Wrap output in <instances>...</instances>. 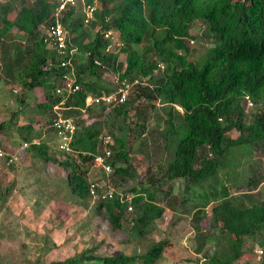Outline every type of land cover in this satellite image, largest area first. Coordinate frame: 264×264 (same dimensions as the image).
Wrapping results in <instances>:
<instances>
[{
	"label": "trees",
	"instance_id": "obj_1",
	"mask_svg": "<svg viewBox=\"0 0 264 264\" xmlns=\"http://www.w3.org/2000/svg\"><path fill=\"white\" fill-rule=\"evenodd\" d=\"M85 2L97 6L93 21H86L82 2L66 6L58 14L67 33L65 52L46 33L56 25L60 0L0 3V90L6 87L18 104L10 110V117L0 121V131L15 124L26 140L22 148L35 151L47 163L55 161L69 168L67 177L76 203L89 206L95 195H101L99 188L92 191V184L100 180L110 183L115 195L99 197L94 210L104 208L111 229L128 230L137 243L156 227L165 205L173 206L179 199L174 194L175 181L184 179V191L196 187V204L201 206L194 224L197 252L205 251L209 238L219 229L217 244L222 247L212 255L204 254L209 264H242V260L244 264H264V191L261 198L253 193L263 176L255 171L239 181L240 172L226 171L239 150L249 153L242 154L247 156L245 162L254 148L264 152V0ZM88 25L96 29L93 37ZM198 25L211 44L194 61L190 42L199 37ZM109 30L118 31L121 42L111 51L107 50L112 43L106 36ZM111 73L114 80L106 77ZM67 76L74 78L78 90L69 91ZM123 82L129 83L123 103L87 102L89 96L119 92ZM29 98L36 104L31 111L26 109ZM63 101L62 108L56 109ZM159 105H163V114L157 112ZM248 105L254 106L251 121L246 120ZM153 111L157 125L148 133ZM21 113L30 122H15ZM59 113L73 118L77 126L69 149L61 147L53 125ZM47 129L50 133L43 136ZM234 130L238 131L236 137ZM109 134L114 141L109 160L113 172L107 177L103 168L94 165V157ZM151 138L157 149L163 148L161 169L147 162L141 172L136 160H153V153L136 151L133 144L140 139L146 146ZM0 148L4 151L0 159L15 163L14 154ZM11 158L13 162H9ZM243 162L237 165L244 166ZM127 182L131 183L132 199L122 201L117 186ZM230 186L249 190L235 194ZM162 189L164 197L160 198ZM9 192L0 185V201ZM204 194L208 201H203ZM130 204L133 216H129ZM256 235L262 240V255L245 247L246 237ZM168 242L154 241L145 253L102 254L95 246L65 259L48 261L39 256L33 264H155ZM55 245L52 242L46 250Z\"/></svg>",
	"mask_w": 264,
	"mask_h": 264
},
{
	"label": "rangeland",
	"instance_id": "obj_2",
	"mask_svg": "<svg viewBox=\"0 0 264 264\" xmlns=\"http://www.w3.org/2000/svg\"><path fill=\"white\" fill-rule=\"evenodd\" d=\"M91 30L92 37L96 33V29ZM198 38L194 42H190L191 48L194 50L192 59L194 61L201 58L206 48L210 46V42L202 35V25L196 26ZM16 31V29H14ZM120 40L119 32L115 31L114 41ZM106 77L114 80V74H106ZM1 89V87H0ZM37 99L41 96L37 95ZM30 105L27 110H33L35 102L29 98ZM253 105L247 106V121L253 118ZM18 108V104L13 95L3 88L0 90V121L10 117L12 110ZM163 105H159L157 112L163 114ZM181 111L182 109L179 108ZM11 110V111H10ZM156 111H153L148 122L147 132L156 128ZM19 119L15 122L27 124L30 122L28 115L21 113ZM135 120V119H134ZM136 121V120H135ZM135 121L132 124H135ZM12 124V123H11ZM8 126L7 130L0 131V145L7 151L14 154V162L7 163L6 159H0V185L3 191L10 189L5 201H0V255L3 264H33L37 257L42 256L46 260L65 259L76 254L84 248L99 246V252L102 254H117L120 251L127 253L136 251L137 253H145L150 248L151 243L161 239H168V245L164 250V254L155 264H209V257L222 246H218L217 238L219 229L215 230L216 235L209 238V242L203 252H197L195 242V219L196 211L201 208L196 204L199 196L196 187L192 192H185L184 179H177L174 186V194L177 195L175 204L168 205L164 202L166 210L155 228H150L149 234L142 236L137 240L130 239L128 230L116 229L112 230L108 214L105 209L100 211L94 210V205L98 202L99 194L95 195L90 201L89 206L76 203V195L72 192L68 181L69 168L61 166L58 162H46L44 159L37 157V153L33 150L22 148V144L26 141L20 135V129L15 124ZM161 123L160 127L163 128ZM155 130V129H154ZM47 129L43 131V136L49 134ZM232 135L236 137L238 131L234 130ZM157 136V134H155ZM54 134L52 138H54ZM59 143V139L56 138ZM163 140V139H160ZM55 142V139L53 140ZM149 145L140 144V139L133 144L136 151L146 149L147 153H153V160L149 159L145 162L136 160V165L141 172L145 170L146 163L152 162L160 170L161 161H163V148L158 149L152 138ZM158 142V140L156 141ZM164 143V142H163ZM155 146V147H154ZM171 147V146H170ZM170 149H175V145ZM249 151V150H248ZM55 153V152H54ZM170 153V152H169ZM247 154L239 150L237 157L228 164V172L238 175L241 173L239 181L244 176L257 174L263 176L262 183L257 189L253 190L256 198H261L264 191V152H259L254 148L252 155L250 154L245 162ZM62 158L60 153H57ZM151 156V157H152ZM156 157V159H155ZM237 160V161H236ZM243 160V165H237V162ZM140 162V163H139ZM227 167V166H225ZM241 169H239V168ZM161 172V171H160ZM222 174H220L221 176ZM217 178L216 176L211 179ZM210 180V179H209ZM227 183H229L227 181ZM131 184V183H129ZM127 183L117 186V191L125 194H131L130 185ZM230 184V183H229ZM167 184L163 185L165 189ZM230 192L240 194L248 191V187L237 188L230 186ZM164 189L159 192L160 198L164 197ZM260 190V191H258ZM201 191V190H199ZM208 192V191H207ZM179 196V197H178ZM203 201H208L206 194ZM202 202V201H201ZM212 202L208 204L206 211L210 214ZM129 216H133L134 208L130 211ZM257 236V235H256ZM128 240L129 242H126ZM52 242L56 244L51 247L48 252L46 249ZM261 238L255 236L246 237L245 247L254 248L255 253L262 255L260 244ZM244 264V261H241Z\"/></svg>",
	"mask_w": 264,
	"mask_h": 264
},
{
	"label": "built area",
	"instance_id": "obj_3",
	"mask_svg": "<svg viewBox=\"0 0 264 264\" xmlns=\"http://www.w3.org/2000/svg\"><path fill=\"white\" fill-rule=\"evenodd\" d=\"M8 0H0V3L7 2ZM79 2H82L84 4V10L86 12V21L90 22L95 20V11H96V4L89 3L87 4L85 0H60L59 7L57 8V20L56 25L53 26V30L47 29L46 33L49 35H53L55 43L58 45V48L60 51L65 52L66 48V40H67V33L64 25L59 21V13L66 7V6H75ZM106 36L112 40V43L108 46L107 50L111 51L113 46L121 44L120 40L117 42L114 41L115 31L109 30L106 33ZM65 63V62H64ZM98 64H101L99 61ZM66 86L69 89V91L72 90H78L79 85L75 84V80L71 76L66 77ZM129 94V83L123 82L122 87L120 88L119 92L117 93H109L104 94L99 97H93L89 96L87 98L88 103L92 102H101L105 101L109 104L113 103L114 101L124 102L127 100ZM64 101L61 104H57L55 106L56 109L60 110L62 108ZM53 125L56 127V129L59 132V136L61 138V147L69 149L70 142L72 141L73 135L76 132V124L75 120L71 117H65L61 113H59L58 117L54 120ZM104 147L99 151V153L95 154L94 162L95 166L103 168L106 175H109L113 171V166L110 163V158L112 157V150L110 146L113 145L114 141L112 136L106 135L103 138ZM25 146L27 144H24ZM4 155V151L0 148V156ZM9 162H13V158L9 160ZM101 190V198L102 199H108L112 198L115 195L116 189L108 183L106 180H100L92 184V191L94 192L95 189ZM120 199L122 201H130L131 196L121 193ZM132 204L129 205V210H132Z\"/></svg>",
	"mask_w": 264,
	"mask_h": 264
},
{
	"label": "clouds",
	"instance_id": "obj_4",
	"mask_svg": "<svg viewBox=\"0 0 264 264\" xmlns=\"http://www.w3.org/2000/svg\"><path fill=\"white\" fill-rule=\"evenodd\" d=\"M113 172V171H112ZM111 174V173H110ZM109 174V175H110ZM107 177H108V175H107ZM116 192V191H115ZM119 194H121L122 192H118ZM123 194H125V193H123ZM126 195H129V196H131V199H132V195L131 194H126ZM109 199V198H108ZM261 252H262V250H261ZM260 251H259V253H261Z\"/></svg>",
	"mask_w": 264,
	"mask_h": 264
}]
</instances>
